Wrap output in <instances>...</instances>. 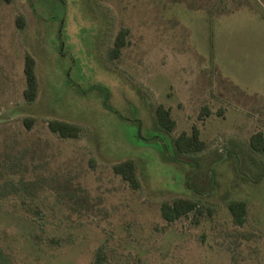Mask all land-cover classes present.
I'll return each mask as SVG.
<instances>
[{"label": "rangeland", "instance_id": "1", "mask_svg": "<svg viewBox=\"0 0 264 264\" xmlns=\"http://www.w3.org/2000/svg\"><path fill=\"white\" fill-rule=\"evenodd\" d=\"M158 105L171 132L156 125ZM54 119L79 136L51 132ZM193 126L204 150L175 154ZM257 131L264 0H0V247L13 264H94L97 250L103 264H264ZM126 159L138 189L112 169ZM178 198L199 212L167 222L160 206ZM230 200L246 203L241 225Z\"/></svg>", "mask_w": 264, "mask_h": 264}, {"label": "trees", "instance_id": "2", "mask_svg": "<svg viewBox=\"0 0 264 264\" xmlns=\"http://www.w3.org/2000/svg\"><path fill=\"white\" fill-rule=\"evenodd\" d=\"M16 24L18 27H23V18L17 16ZM126 30L121 29L115 36L113 46L109 50L110 57L116 58L119 56L121 49L126 44ZM23 73L25 78V87L23 89V97L26 102H33L38 93V81L35 72V60L26 53L24 57ZM155 122L159 129L171 132L175 127V120L171 116L169 108L163 105H158L155 108ZM48 127L51 132L56 133L60 137L69 138L77 137L80 133L78 125L62 121L51 120L48 122ZM173 151L175 154H195L205 148V142L200 139L199 130L193 126L190 133L181 132L173 139ZM251 150L264 154V132L257 131L252 134L249 139ZM113 171L120 175L132 189L139 188V180L137 176L136 163L132 159H126L112 166ZM231 212L233 221L237 225H241L245 220L247 212L246 203L242 200H230L227 204ZM191 212H199L197 202L189 198H178L172 202H163L160 206V214L167 222H173L180 217L186 216ZM104 253L97 250L94 264H103L105 262ZM0 264H13L11 259L0 247Z\"/></svg>", "mask_w": 264, "mask_h": 264}]
</instances>
